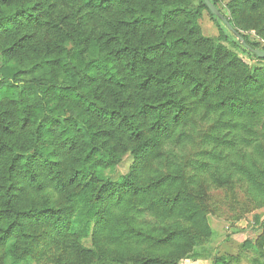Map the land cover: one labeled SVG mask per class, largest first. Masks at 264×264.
<instances>
[{"label": "trees", "instance_id": "obj_1", "mask_svg": "<svg viewBox=\"0 0 264 264\" xmlns=\"http://www.w3.org/2000/svg\"><path fill=\"white\" fill-rule=\"evenodd\" d=\"M210 1L264 51L241 31L247 16L264 38V0H229L230 15ZM205 12L217 37L203 35ZM239 53L264 62L203 0H0V264L34 258L48 233L72 264L205 258L207 169L153 165L208 119L203 136L228 150L212 176L264 192V65Z\"/></svg>", "mask_w": 264, "mask_h": 264}, {"label": "rangeland", "instance_id": "obj_2", "mask_svg": "<svg viewBox=\"0 0 264 264\" xmlns=\"http://www.w3.org/2000/svg\"><path fill=\"white\" fill-rule=\"evenodd\" d=\"M194 2L198 4V0H194ZM228 3L229 0H221L220 7L224 13L230 15L227 9ZM243 22L246 27L245 29L242 28L241 31H246L255 38L261 39L264 43V38L260 36L257 29L253 28L250 18L244 17ZM200 24L203 35L207 37H217L219 35L220 27L207 12L200 20ZM239 54L249 65H264L263 61H257L246 54ZM207 122L208 119L205 122L196 123L198 128L194 125L189 128L190 131L195 130L194 132H188L192 137L190 141L180 139L178 142L166 145L163 150L166 151L168 160L164 162L165 157H162L155 161L153 165L155 169L161 171L165 170L167 162L170 169H178L180 165L184 164L189 166V169H207L205 174L207 177L204 178V174L199 176L196 189L203 192L199 202L206 208L214 236L205 245V248L209 251L205 258H186L182 259L180 264H213L214 256L225 259L224 264H252V260L258 257L259 252H264V192L256 191L252 187L251 181H248L241 174H234L229 180L212 176L215 165L220 170H224L223 167L226 161L223 157H225L228 150L222 151L223 147L220 144L205 139L208 138V134L203 136L207 132L203 133L201 129L208 128ZM174 148L177 149L176 152H173ZM221 152L222 157L219 156ZM221 158L223 159L221 160ZM198 162H201V166H197ZM132 163V158L128 155L125 156L118 165L116 172L126 174ZM255 216L260 217L258 222ZM146 219L154 222L150 216H147ZM58 239H60L58 233L54 235L52 233L46 234L36 246L35 257L26 260L22 264H72V262L68 263L65 257H60V251L57 248ZM247 240L254 242V249H243L242 246ZM6 264L13 263L8 261Z\"/></svg>", "mask_w": 264, "mask_h": 264}, {"label": "water", "instance_id": "obj_3", "mask_svg": "<svg viewBox=\"0 0 264 264\" xmlns=\"http://www.w3.org/2000/svg\"><path fill=\"white\" fill-rule=\"evenodd\" d=\"M205 2V4L207 5L209 11L216 16L217 18L221 19V21L223 22V24L229 29V31L235 33L238 37V40L241 41L243 43V45L248 48L249 50H251L254 54L257 55L258 58L260 59H264V51L262 50H254L251 49L250 46H248L245 42L244 39L241 35L236 33V30L234 29V27L232 26V24L228 21V19L220 12V10L210 1V0H203Z\"/></svg>", "mask_w": 264, "mask_h": 264}]
</instances>
